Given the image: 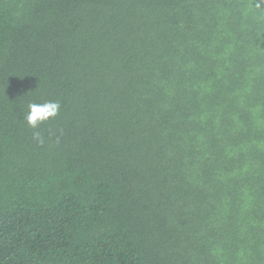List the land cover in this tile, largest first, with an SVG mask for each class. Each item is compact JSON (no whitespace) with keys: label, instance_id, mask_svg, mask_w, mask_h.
Segmentation results:
<instances>
[{"label":"trees","instance_id":"trees-1","mask_svg":"<svg viewBox=\"0 0 264 264\" xmlns=\"http://www.w3.org/2000/svg\"><path fill=\"white\" fill-rule=\"evenodd\" d=\"M257 2L0 0V264H264Z\"/></svg>","mask_w":264,"mask_h":264},{"label":"clouds","instance_id":"clouds-1","mask_svg":"<svg viewBox=\"0 0 264 264\" xmlns=\"http://www.w3.org/2000/svg\"><path fill=\"white\" fill-rule=\"evenodd\" d=\"M262 3H264V0H259L254 7L252 4H248L245 9L246 13L258 16L259 19H264V9L261 7ZM59 109L60 105L58 103H48L43 106L30 105V112L26 117L28 126L36 129L41 122L58 115ZM36 138L40 144L44 143V139L39 134H36Z\"/></svg>","mask_w":264,"mask_h":264}]
</instances>
